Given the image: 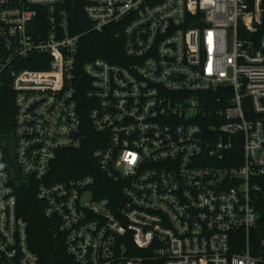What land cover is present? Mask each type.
<instances>
[{"label":"built area","instance_id":"2783aa9c","mask_svg":"<svg viewBox=\"0 0 264 264\" xmlns=\"http://www.w3.org/2000/svg\"><path fill=\"white\" fill-rule=\"evenodd\" d=\"M84 12L88 31L124 43L81 73L63 0H0V89L14 106L0 132V264H39L24 185L57 221L65 264H264V0H86ZM91 133L111 196L93 174L52 178L59 152Z\"/></svg>","mask_w":264,"mask_h":264},{"label":"trees","instance_id":"16d2710c","mask_svg":"<svg viewBox=\"0 0 264 264\" xmlns=\"http://www.w3.org/2000/svg\"><path fill=\"white\" fill-rule=\"evenodd\" d=\"M86 0H63V5L70 14L73 31L81 33L78 67L82 73L85 62L95 58H105L118 61L123 53V36L121 34L96 33L88 31L90 23L84 12ZM264 34V26L261 29ZM86 83V79L81 75ZM84 94V87L81 90ZM14 113L13 97L10 88L0 89V132L12 131ZM95 134L90 135L85 147L79 150H61L54 163L52 178L55 181L74 176L93 174L97 185L94 188L98 197L111 196L113 191L118 193L119 186L108 180L96 167L93 158ZM109 190L111 192H109ZM113 190V191H112ZM18 212L26 220L29 231V242L32 249L39 255V264H65L68 255L64 247V237L60 232L57 221L44 215L41 204L36 200V194L31 186L24 185L19 192Z\"/></svg>","mask_w":264,"mask_h":264}]
</instances>
